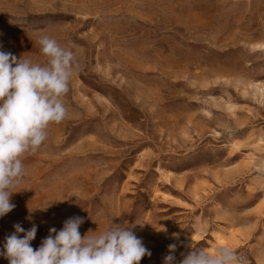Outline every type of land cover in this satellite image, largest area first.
<instances>
[{"label": "rangeland", "instance_id": "1", "mask_svg": "<svg viewBox=\"0 0 264 264\" xmlns=\"http://www.w3.org/2000/svg\"><path fill=\"white\" fill-rule=\"evenodd\" d=\"M42 35L78 71L0 249L16 223L35 250L79 216L81 235L132 227L140 264L191 246L264 264V0H0V50L44 64Z\"/></svg>", "mask_w": 264, "mask_h": 264}, {"label": "clouds", "instance_id": "2", "mask_svg": "<svg viewBox=\"0 0 264 264\" xmlns=\"http://www.w3.org/2000/svg\"><path fill=\"white\" fill-rule=\"evenodd\" d=\"M37 43L46 57L44 64L0 50V218L15 208L11 198L20 192L16 189L26 175V155H36L47 140L49 126L67 118L64 97L78 71L75 53L55 38L42 35ZM83 223L84 218L73 216L59 231L50 228L35 250L31 242L37 226L25 230L16 223L14 232L5 237L0 257L9 264H140L142 258L151 256L132 227L112 222L98 234L89 230L81 235ZM168 249L173 253L176 245ZM191 249L181 254L178 264H247L227 246ZM164 264H177L175 256L167 255Z\"/></svg>", "mask_w": 264, "mask_h": 264}]
</instances>
